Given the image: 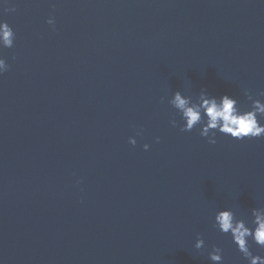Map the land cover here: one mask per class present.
Returning a JSON list of instances; mask_svg holds the SVG:
<instances>
[{
	"label": "water",
	"instance_id": "95a60500",
	"mask_svg": "<svg viewBox=\"0 0 264 264\" xmlns=\"http://www.w3.org/2000/svg\"><path fill=\"white\" fill-rule=\"evenodd\" d=\"M13 6H0L16 36L0 49V264H212V245L248 264L212 223L264 207V138L210 144L171 125L167 100L206 89L245 107L244 89L264 91V0Z\"/></svg>",
	"mask_w": 264,
	"mask_h": 264
},
{
	"label": "clouds",
	"instance_id": "9594fccd",
	"mask_svg": "<svg viewBox=\"0 0 264 264\" xmlns=\"http://www.w3.org/2000/svg\"><path fill=\"white\" fill-rule=\"evenodd\" d=\"M9 0H0V6L4 12H15V7H7ZM49 25H54L53 18L47 20ZM16 39L13 28L4 20H0V49L14 47ZM9 68L3 57H0V75ZM243 95L249 101L242 107L239 101L228 94L222 96L211 95L206 89H201L194 98L185 95L180 90L172 93L167 103L176 110L179 121L173 118L170 123L173 127H179L182 132H190L199 128V134L208 139L210 144L216 143L217 133L232 139L242 141L245 139L264 138V91L253 94L244 89ZM140 133H137L139 135ZM159 138H157L158 140ZM129 143L133 146L137 143L134 137H129ZM145 150L149 144L143 145ZM79 183V181H77ZM212 227L223 235L231 237L237 251L248 261V264H264V256L253 254L251 243L264 249V207L251 209V218L237 217L231 207L217 210L214 215ZM194 248H205L204 239L198 234ZM208 259L212 264H223V249L216 245L208 251Z\"/></svg>",
	"mask_w": 264,
	"mask_h": 264
}]
</instances>
